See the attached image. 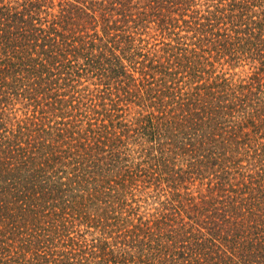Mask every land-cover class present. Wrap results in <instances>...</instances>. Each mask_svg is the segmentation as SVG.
Instances as JSON below:
<instances>
[{
  "label": "trees",
  "instance_id": "obj_1",
  "mask_svg": "<svg viewBox=\"0 0 264 264\" xmlns=\"http://www.w3.org/2000/svg\"><path fill=\"white\" fill-rule=\"evenodd\" d=\"M0 264H264V0H0Z\"/></svg>",
  "mask_w": 264,
  "mask_h": 264
},
{
  "label": "rangeland",
  "instance_id": "obj_2",
  "mask_svg": "<svg viewBox=\"0 0 264 264\" xmlns=\"http://www.w3.org/2000/svg\"><path fill=\"white\" fill-rule=\"evenodd\" d=\"M202 1H205V0H202ZM180 23L183 24V21L181 20ZM172 30L173 29L170 28V29L165 30L164 32H162L160 29H156V27L155 28H149L147 33H144V34L141 35V37L144 40L141 41V42H140V40H137V44L138 45H142V46H146L147 45L149 47H153V49H159V48L163 47L166 42H170V41L174 42V38H175L176 35L174 33L170 35V32ZM178 30L179 29L177 28L176 31H178ZM183 34H186L185 30H182V32H181V35H183ZM189 35H191V34H189ZM216 66H217L218 70L227 71L230 74L235 73V72H237L238 74H245L248 71H250V68H249L248 64L239 65L238 67L233 68L228 63H225L224 60L222 61V64L217 62ZM185 184L188 185L191 189H197V187L200 185V181L199 180H196V181L192 180L190 182H185ZM163 186H164L165 190H163L161 192L162 194H160V196L149 197V200H148L149 202H152V201H155V200L156 201H164L166 199L167 194L169 195L170 189H168V187H166V184H163ZM204 187L205 188L203 190H205L207 186L205 185ZM150 189H151V191H155L156 190L158 192V190L154 186L152 188H150ZM152 193L154 194V192H152ZM143 197H145V195ZM158 197L160 199H158ZM153 206L159 207L160 204H159V202H157Z\"/></svg>",
  "mask_w": 264,
  "mask_h": 264
}]
</instances>
